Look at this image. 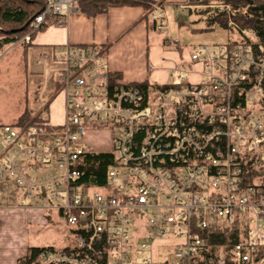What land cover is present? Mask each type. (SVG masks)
Returning <instances> with one entry per match:
<instances>
[{"label": "built area", "instance_id": "2783aa9c", "mask_svg": "<svg viewBox=\"0 0 264 264\" xmlns=\"http://www.w3.org/2000/svg\"><path fill=\"white\" fill-rule=\"evenodd\" d=\"M76 2L44 0L33 31L50 17L66 27ZM150 16L181 53L171 82L113 84L96 43L50 46L37 61L40 120L0 124V183L13 184L16 207L69 225L65 246H41L32 264H264V47L247 29L240 41L182 44L162 3ZM57 92L62 123L44 114ZM101 132L109 149L90 143ZM94 152L113 153L98 187L81 178ZM5 196L0 187V210ZM157 240L175 241L173 260L156 258Z\"/></svg>", "mask_w": 264, "mask_h": 264}, {"label": "crops", "instance_id": "0c3cea01", "mask_svg": "<svg viewBox=\"0 0 264 264\" xmlns=\"http://www.w3.org/2000/svg\"><path fill=\"white\" fill-rule=\"evenodd\" d=\"M172 1L181 7L196 8L191 0H167L164 6ZM143 15L144 9L140 6L115 7L96 17L77 10L71 14L66 27L49 25L38 31L32 41L33 50L38 55L45 48L66 43L104 44L108 48L109 69L121 72L126 81L169 83L171 67L181 59V53L166 47L163 39L154 43L153 33L157 30L149 27ZM183 55L188 57L187 52ZM18 201L15 191L6 192L5 206L0 210V264H19L30 247L35 246L30 242L26 219L46 222L41 209L16 207Z\"/></svg>", "mask_w": 264, "mask_h": 264}, {"label": "rangeland", "instance_id": "374dc122", "mask_svg": "<svg viewBox=\"0 0 264 264\" xmlns=\"http://www.w3.org/2000/svg\"><path fill=\"white\" fill-rule=\"evenodd\" d=\"M210 2L215 5L220 0H210ZM194 8L181 7L179 3L173 1L164 6L172 35L180 38L182 44H224L230 41H240L245 36L235 27L225 28L211 23L209 12L200 11L205 7ZM153 34L154 43L160 42L164 37L163 32L156 31ZM22 50V45L0 50V123H10L16 120L26 106L32 112L39 111L35 92L43 67L37 62V52L30 47L26 58V70L22 60ZM173 79L175 76L170 80ZM44 114L48 115L53 123L63 122L65 109L63 95L60 92H57L51 99L49 109ZM90 143L101 149L111 147L109 134L107 135L106 132L91 137ZM0 187L7 193L15 190L10 182H1ZM26 224L31 244L40 247L51 245L58 249L65 246L69 225L56 213L51 216L48 224L30 218L26 219ZM175 249V241L169 243V241L157 240L154 244L157 259L164 257L173 260Z\"/></svg>", "mask_w": 264, "mask_h": 264}, {"label": "trees", "instance_id": "16d2710c", "mask_svg": "<svg viewBox=\"0 0 264 264\" xmlns=\"http://www.w3.org/2000/svg\"><path fill=\"white\" fill-rule=\"evenodd\" d=\"M153 1L164 5L167 0H77L76 5L82 13L89 17L106 14L110 9L115 7L140 6L144 9L143 17L148 20L149 27L156 30L155 22L150 16L153 10ZM191 3L196 5V7H205L200 9V11L209 12V21L211 23L218 24L225 28H233V26L229 25V20L231 18L237 24L240 32L246 29L253 30L255 32L254 44L258 47H264V0H220V2L215 5H213L210 0H191ZM43 5L44 0H0V50H5L11 46L22 45V60L26 70L28 50L30 47H33V43L25 42L23 37L31 33V37L34 40L38 31L46 28L51 21L55 20L54 17H50L45 26L41 27L39 30L33 31V21L36 15L41 11ZM219 5H229L232 8L231 14L229 15L226 11L219 10ZM245 40L249 41L246 37ZM96 44L102 48L103 54L107 57L108 48L106 45ZM81 45L87 44H80V46ZM109 78L113 84L118 82V84L139 87H147L149 84L148 81H126L121 72L111 71ZM40 115V111L32 112L29 107L26 106L17 119L10 123L26 127L39 121ZM85 159L87 164L84 167L85 173L83 177H81L82 180L92 186L98 187L104 185L107 169L113 162V153H88ZM260 175L262 188L264 189V166L261 169ZM235 238L236 236L233 237V234L228 237V239L231 240H228L229 245L233 243ZM226 239L227 237L225 234H223V236L214 235L211 243L213 241L222 242ZM40 249V246L30 247L29 253L19 260V264H32ZM213 250L218 249L215 248Z\"/></svg>", "mask_w": 264, "mask_h": 264}]
</instances>
